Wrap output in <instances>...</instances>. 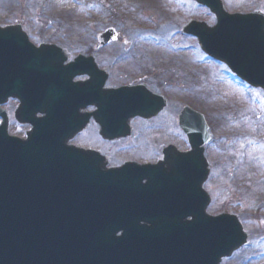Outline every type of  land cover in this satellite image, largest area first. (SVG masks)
<instances>
[{
	"label": "water",
	"instance_id": "obj_1",
	"mask_svg": "<svg viewBox=\"0 0 264 264\" xmlns=\"http://www.w3.org/2000/svg\"><path fill=\"white\" fill-rule=\"evenodd\" d=\"M196 1L215 14L216 25L207 27L192 22L183 31L196 36L205 53L226 63L240 78L264 88V16L229 15L223 11L220 0ZM99 37L104 45L115 34L108 30ZM65 59L55 45L34 47L19 25L0 27V105L8 97H19L22 106L36 103L37 110L46 112L53 105L66 103L61 105L67 113L66 128L73 129L76 109L65 100L68 93L55 89L49 67L70 72L69 79L74 74H89L91 79L84 87L102 85L105 79H98L91 58L78 56L74 63L63 66ZM133 90L123 87L109 91L115 103L112 114L123 127L112 137L128 134L127 119L133 114L127 116L126 112L137 104L138 98ZM86 93V88L78 89L79 95ZM45 100L50 103L44 104ZM163 105L161 102L148 114L138 106L134 113L148 117ZM21 114L17 113L20 121ZM24 121L35 125L26 140L8 136L5 118L0 126V264H96L95 252L88 245L93 230L83 228L99 218L97 196L105 200L102 205L107 212L103 218L116 217L106 202L114 196L93 186L98 184L92 180L69 177L73 174L65 170L61 157L62 126L58 125L54 134L42 127L44 120ZM180 127L187 134L191 150L180 154L169 151L167 163L174 189L164 188L166 185L159 182L160 191L153 196L157 204L140 215H128L124 221L132 223L144 245L142 262L129 260L128 264H218L246 241L236 217H210L205 213L209 200L201 187L208 172L203 144L209 136L202 116L184 108ZM132 168L128 165L124 169ZM149 168L139 170L143 176H149ZM189 216L192 219L185 220ZM139 221L149 226H139Z\"/></svg>",
	"mask_w": 264,
	"mask_h": 264
},
{
	"label": "rangeland",
	"instance_id": "obj_2",
	"mask_svg": "<svg viewBox=\"0 0 264 264\" xmlns=\"http://www.w3.org/2000/svg\"><path fill=\"white\" fill-rule=\"evenodd\" d=\"M221 1L230 13L264 12V0ZM192 20L215 23L212 13L191 0H0V26L21 24L36 45L55 44L70 57L114 59L116 63L107 65L111 84L130 79L131 63L162 68L159 81L170 97L165 116L172 118L179 107L190 105L204 112L210 125L214 142L206 150L208 213L235 214L249 237L225 264H264V116L259 114L264 93L206 59L195 40L182 32ZM107 28L116 31V41L99 51L97 36ZM10 131L23 132L15 124ZM172 138L186 146L174 131L164 134L165 141ZM240 143L250 146L243 164ZM129 155L144 158L140 150Z\"/></svg>",
	"mask_w": 264,
	"mask_h": 264
},
{
	"label": "flooded vegetation",
	"instance_id": "obj_3",
	"mask_svg": "<svg viewBox=\"0 0 264 264\" xmlns=\"http://www.w3.org/2000/svg\"><path fill=\"white\" fill-rule=\"evenodd\" d=\"M95 62L100 69H103L106 66L104 60H102L100 57H95ZM137 64L138 63L131 64L130 66L133 65L134 68L127 70V74L130 79L118 85L145 86L158 93H162L163 86L159 81L161 77L159 70L161 71L162 68H154L156 64H151V68H141L137 67ZM109 73L110 72H108V83H106V86H116L109 84L111 75ZM86 79V76H82L78 77L76 80L84 81ZM66 90L69 94L67 96L69 99L75 95L77 88L67 86ZM69 104L71 108L76 109V112L75 119L73 122L74 128L70 129L69 127H67V135L69 134L68 136H71V138L68 139L67 144L77 147L83 151H90L88 153L94 156V158L96 159V163L91 160H86L82 163L83 165H86L88 167H97V172H100V167L102 171H105V169L108 168L122 166L126 162L155 164L162 158V151L168 145L176 146L179 150L182 151L187 149L186 146H182L180 142H177L173 138L172 140L169 139L167 141H165L164 139V134L170 133L171 131H174L175 134L178 135V138L179 136L184 138L177 124L178 113L172 114V118H167L164 116L168 107L161 111L156 117L150 120H143L138 117L132 119V121H130L132 125V135L125 139L114 140L110 139V137H103L101 134L102 124L106 128H110L112 124L115 123V120L112 119L108 114H103V118L106 121L103 122L101 111L102 102L99 97L94 96L93 98L82 97L72 99ZM112 107V101H105V108L109 114ZM8 108H12V112L14 115V112L19 109V99L16 98L14 100H10L8 102ZM58 109L59 106L57 105L49 107L47 109L48 116H54L57 113ZM63 113L65 114L64 123L66 125L68 123V120L66 119L67 113L65 109H63ZM37 116L40 117L42 116V114L37 113ZM158 119V122L153 123ZM13 123L16 124L17 128L23 130V132H20V134L17 135L20 137H25L26 131L30 129L31 126L29 124H20L16 121H13ZM150 123L153 124L149 125ZM111 128L112 130L115 129V127ZM133 150H140L144 158H137L133 155H129ZM128 178L130 181H133L134 179H138V176L134 177L131 173H129ZM140 182L144 184L146 182V178L142 177ZM105 226L113 228L116 226L120 229H127L129 227V224L112 223L107 224ZM121 236V231H118L117 237L119 238Z\"/></svg>",
	"mask_w": 264,
	"mask_h": 264
},
{
	"label": "bare ground",
	"instance_id": "obj_4",
	"mask_svg": "<svg viewBox=\"0 0 264 264\" xmlns=\"http://www.w3.org/2000/svg\"><path fill=\"white\" fill-rule=\"evenodd\" d=\"M168 29L167 28H165V30L164 31H167Z\"/></svg>",
	"mask_w": 264,
	"mask_h": 264
}]
</instances>
